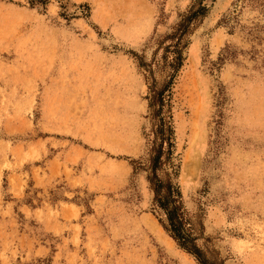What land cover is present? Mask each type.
Returning a JSON list of instances; mask_svg holds the SVG:
<instances>
[{"label": "rangeland", "instance_id": "rangeland-1", "mask_svg": "<svg viewBox=\"0 0 264 264\" xmlns=\"http://www.w3.org/2000/svg\"><path fill=\"white\" fill-rule=\"evenodd\" d=\"M164 89L204 259L264 264V0H0V264H202Z\"/></svg>", "mask_w": 264, "mask_h": 264}, {"label": "trees", "instance_id": "trees-1", "mask_svg": "<svg viewBox=\"0 0 264 264\" xmlns=\"http://www.w3.org/2000/svg\"><path fill=\"white\" fill-rule=\"evenodd\" d=\"M206 9L205 6H201L198 10L193 11L185 22L188 24L190 20L196 18L197 15ZM186 27L187 26H185V29ZM180 55L181 53H177L176 56L179 65L181 61ZM153 92V101L150 102V106H158L159 108L155 114L161 115L159 118L160 123L158 124V129L155 132V140L157 141V139H160V141L159 143H155L153 147L152 157L150 158L151 175L148 177L154 192V202L165 215V219L162 220L164 229L182 248L193 253L202 264H207L201 250L195 242L196 238L189 220V214L182 201L180 188L169 176L164 180L160 178L158 173L163 164V159L166 153L165 150L171 146L170 132L172 131V128L170 122H168L164 115H162L166 101L165 89L159 92L153 90ZM167 153H169V150H167Z\"/></svg>", "mask_w": 264, "mask_h": 264}]
</instances>
